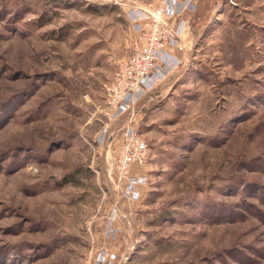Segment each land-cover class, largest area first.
I'll return each mask as SVG.
<instances>
[{
  "label": "rangeland",
  "instance_id": "rangeland-1",
  "mask_svg": "<svg viewBox=\"0 0 264 264\" xmlns=\"http://www.w3.org/2000/svg\"><path fill=\"white\" fill-rule=\"evenodd\" d=\"M125 2L0 0V264H264V0L187 10L180 66L110 120L129 9L156 0ZM128 126L136 202L111 167Z\"/></svg>",
  "mask_w": 264,
  "mask_h": 264
},
{
  "label": "built area",
  "instance_id": "built-area-1",
  "mask_svg": "<svg viewBox=\"0 0 264 264\" xmlns=\"http://www.w3.org/2000/svg\"><path fill=\"white\" fill-rule=\"evenodd\" d=\"M125 5V0H112ZM200 0H156L145 7L130 5L128 12L137 32L132 54L122 60L106 88L105 111L117 119L135 108L162 80L175 72L182 62L178 54L186 50V34L190 21L185 19L187 10L196 9ZM106 132L102 136L104 142ZM148 157V144L132 127L124 131L119 152L111 167L118 175V182L125 184L124 196L136 202L142 196L147 179L142 167ZM117 218L113 211L112 221ZM117 228L110 230V238L117 239ZM115 255L105 251L94 264H114Z\"/></svg>",
  "mask_w": 264,
  "mask_h": 264
},
{
  "label": "crops",
  "instance_id": "crops-1",
  "mask_svg": "<svg viewBox=\"0 0 264 264\" xmlns=\"http://www.w3.org/2000/svg\"><path fill=\"white\" fill-rule=\"evenodd\" d=\"M198 7V6H197ZM182 56V55H181ZM181 56H179V57H181ZM182 58V57H181ZM175 72H173L171 75H173Z\"/></svg>",
  "mask_w": 264,
  "mask_h": 264
}]
</instances>
